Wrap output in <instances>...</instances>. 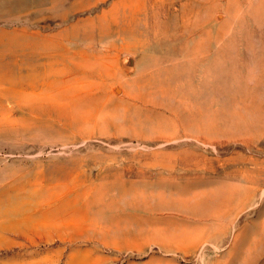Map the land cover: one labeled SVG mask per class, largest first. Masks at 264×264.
I'll return each mask as SVG.
<instances>
[{
    "label": "rangeland",
    "instance_id": "rangeland-1",
    "mask_svg": "<svg viewBox=\"0 0 264 264\" xmlns=\"http://www.w3.org/2000/svg\"><path fill=\"white\" fill-rule=\"evenodd\" d=\"M0 264H264V0H0Z\"/></svg>",
    "mask_w": 264,
    "mask_h": 264
},
{
    "label": "bare ground",
    "instance_id": "bare-ground-1",
    "mask_svg": "<svg viewBox=\"0 0 264 264\" xmlns=\"http://www.w3.org/2000/svg\"><path fill=\"white\" fill-rule=\"evenodd\" d=\"M114 89H115L116 91H118V92L120 91V90H119V87H115ZM162 90H163V88H162ZM165 91H166V89H165ZM161 92H164V91H161Z\"/></svg>",
    "mask_w": 264,
    "mask_h": 264
}]
</instances>
